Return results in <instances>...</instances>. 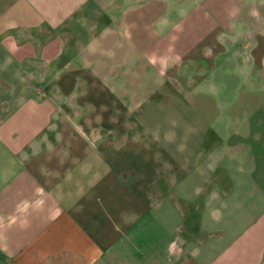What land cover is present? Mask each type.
I'll list each match as a JSON object with an SVG mask.
<instances>
[{"label":"crops","instance_id":"crops-1","mask_svg":"<svg viewBox=\"0 0 264 264\" xmlns=\"http://www.w3.org/2000/svg\"><path fill=\"white\" fill-rule=\"evenodd\" d=\"M0 264H264V0H0Z\"/></svg>","mask_w":264,"mask_h":264},{"label":"rangeland","instance_id":"rangeland-1","mask_svg":"<svg viewBox=\"0 0 264 264\" xmlns=\"http://www.w3.org/2000/svg\"><path fill=\"white\" fill-rule=\"evenodd\" d=\"M235 74L233 70L231 71H228V73L225 75V77H227V86L224 87L225 90H224V96L227 97L228 99H230L229 97H233L234 95V90L236 87H234L233 85V79L235 77ZM210 90H212V87H209ZM220 90H222V87H220ZM227 105H224V103H222V107L220 108L222 111H225V114L224 116H229L231 115V112H232V109H233V105L234 103L232 101H228V103H226ZM212 120H215L217 122H219L221 125H226L225 127V130L228 131V129L231 127V124H232V119L231 118H225V119H213L211 118ZM230 125V127H229Z\"/></svg>","mask_w":264,"mask_h":264}]
</instances>
